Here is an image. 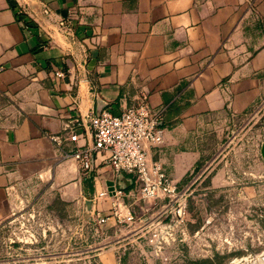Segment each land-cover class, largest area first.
<instances>
[{
    "label": "crops",
    "instance_id": "crops-1",
    "mask_svg": "<svg viewBox=\"0 0 264 264\" xmlns=\"http://www.w3.org/2000/svg\"><path fill=\"white\" fill-rule=\"evenodd\" d=\"M144 95L164 130L148 160L177 186L199 165L212 168L211 189L228 183L206 137L264 108V0H0V225L18 193L110 197L108 165L83 172L64 154L92 144L89 118ZM62 134L57 147L50 137ZM122 179L132 190L133 175Z\"/></svg>",
    "mask_w": 264,
    "mask_h": 264
},
{
    "label": "rangeland",
    "instance_id": "rangeland-1",
    "mask_svg": "<svg viewBox=\"0 0 264 264\" xmlns=\"http://www.w3.org/2000/svg\"><path fill=\"white\" fill-rule=\"evenodd\" d=\"M206 138L228 183L211 189L212 168L199 165L177 186L178 202L162 196L138 200L136 180L112 208L106 200L113 197L104 191L90 206L54 191L18 193L17 208L0 225V264H264V171L258 157L264 108L212 129ZM182 200L185 216L178 220ZM127 209L134 221L118 223L115 213ZM161 226L172 228L166 240Z\"/></svg>",
    "mask_w": 264,
    "mask_h": 264
},
{
    "label": "built area",
    "instance_id": "built-area-1",
    "mask_svg": "<svg viewBox=\"0 0 264 264\" xmlns=\"http://www.w3.org/2000/svg\"><path fill=\"white\" fill-rule=\"evenodd\" d=\"M43 14L49 15L50 10L43 8ZM58 28L65 36L72 33L70 20L58 21ZM61 77V73H57ZM163 116L161 111H154L149 105L147 96H142L139 102L125 109L122 113L114 115L109 111H103L99 116L89 118V126L92 134V144L80 150L70 153L65 157L74 159L83 172H91L99 159L100 163L108 165L113 173L129 174L135 176L139 184L138 200H156L160 196L178 199V187L164 172L161 165L151 162L147 157V149L160 147L164 144V130L162 127ZM50 140L57 146H62L66 140L65 134L51 136ZM123 191L115 188V197H120ZM101 193L100 196H104ZM179 199L177 200V202ZM185 216V201L178 204L176 219ZM118 223H132L133 216L129 209L124 215L115 213ZM101 218L98 223H104ZM162 238L166 240V234L171 231L170 226H161ZM170 229V230H169ZM155 238V236H153ZM154 247L159 243L151 239Z\"/></svg>",
    "mask_w": 264,
    "mask_h": 264
},
{
    "label": "water",
    "instance_id": "water-1",
    "mask_svg": "<svg viewBox=\"0 0 264 264\" xmlns=\"http://www.w3.org/2000/svg\"><path fill=\"white\" fill-rule=\"evenodd\" d=\"M99 115L100 114H98L96 116H99ZM260 156H261L262 161L264 162V140L261 143ZM122 175L123 174H118L117 175V189L120 190V191H124L126 189V184H125V182L122 179ZM133 178H135V176H133ZM106 187H107L108 194L110 196H113L114 193H115L114 182L113 181L107 182L106 183ZM86 205L90 206V201L89 200H87Z\"/></svg>",
    "mask_w": 264,
    "mask_h": 264
}]
</instances>
